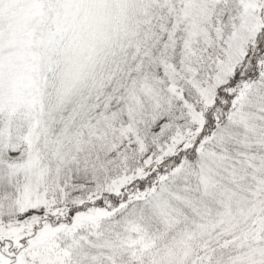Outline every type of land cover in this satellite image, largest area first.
I'll list each match as a JSON object with an SVG mask.
<instances>
[{
	"label": "snow or ice",
	"instance_id": "obj_1",
	"mask_svg": "<svg viewBox=\"0 0 264 264\" xmlns=\"http://www.w3.org/2000/svg\"><path fill=\"white\" fill-rule=\"evenodd\" d=\"M0 264H264V0H0Z\"/></svg>",
	"mask_w": 264,
	"mask_h": 264
}]
</instances>
